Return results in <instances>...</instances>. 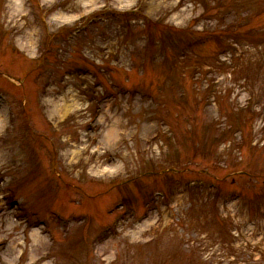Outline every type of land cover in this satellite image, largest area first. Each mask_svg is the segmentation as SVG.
Returning <instances> with one entry per match:
<instances>
[{
	"label": "rangeland",
	"instance_id": "rangeland-1",
	"mask_svg": "<svg viewBox=\"0 0 264 264\" xmlns=\"http://www.w3.org/2000/svg\"><path fill=\"white\" fill-rule=\"evenodd\" d=\"M0 135V264H264V0H0Z\"/></svg>",
	"mask_w": 264,
	"mask_h": 264
}]
</instances>
